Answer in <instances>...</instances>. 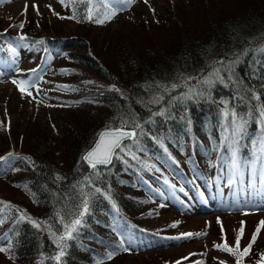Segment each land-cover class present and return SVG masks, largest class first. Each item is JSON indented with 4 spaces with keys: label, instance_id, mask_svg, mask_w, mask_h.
Wrapping results in <instances>:
<instances>
[{
    "label": "trees",
    "instance_id": "obj_1",
    "mask_svg": "<svg viewBox=\"0 0 264 264\" xmlns=\"http://www.w3.org/2000/svg\"><path fill=\"white\" fill-rule=\"evenodd\" d=\"M171 5L168 12L164 9L163 16L161 12L156 17L149 13L146 18L149 25L158 20L169 23L166 26L170 29L168 35L156 40L123 36L117 41L115 37L114 51L111 50L113 39L102 43V50H98L87 32L79 35L61 30L50 36L39 29L36 33L20 35L16 30L17 22L0 20V42L20 41V36H25L47 57L50 54L60 60L69 57L72 65L68 69L74 80L71 84L90 107L81 110L83 116L77 123L64 120L60 125L65 129H60L57 138L45 127L29 135L24 133L25 139L20 146L15 144L14 150L10 149L9 141L0 146V157L5 158L0 160V178L21 161V173L13 185L0 190V201L13 206L6 208L0 204L6 218L0 226V235L8 233L11 238L13 250L9 254L12 257L24 264H41V260L44 264H52L47 257L53 255L56 248L48 229L54 231L59 226L60 216L71 218L68 214L75 211L74 206L79 203L81 187L85 192L92 191L84 178L92 177L93 170L82 157L102 131L119 127L122 119L149 120L151 112L166 107L171 96L186 90L187 77L194 78L190 82L194 85L213 66L220 67L217 61L233 60L244 49L254 50L264 45V0H201L198 5L189 6L188 12L180 11L178 4L176 10ZM83 10L81 6L78 12ZM77 19L87 27L100 25L82 20L79 15ZM252 58V51L246 57L241 56L235 78L264 93L261 81L252 76ZM77 62L81 68L75 67ZM222 74L225 83H217L210 97L184 105L177 103L171 109L173 118L155 117L154 125H144L146 130L151 129L153 136L165 137L163 143L167 153L156 140L146 137L141 141L145 150L136 153L138 160L125 156L123 160L114 158L107 168L100 166L98 170L104 175L97 180L96 186L110 187L116 208L106 199H94L92 215L86 218L87 224L81 229L79 239L70 242L66 264H94L106 258L109 251L131 250L134 246H142L144 240L150 245L166 244L168 247L178 242L156 236L154 228L142 218L144 205L157 198L160 192L166 193L162 191L164 185L177 188L178 194L180 188L185 191L186 185L178 181L185 182L188 163L194 167L198 164V168L206 172L205 158L218 159V155L224 153V149L219 153L213 150L222 135L219 127L222 101H228L230 107L235 105L238 110L245 109L235 99L239 94L237 86L227 79L226 73ZM172 84L184 87L172 90L169 95L161 86L171 89ZM160 95L164 96L160 104L149 103ZM249 132H254V127L249 128ZM12 133L14 135V131ZM18 213L46 223H42L41 229L28 222L16 224L13 218ZM122 241L123 246L127 242L125 248L119 246ZM0 246H7V242ZM197 250L201 252L200 248ZM252 252L248 260L255 264L259 253H264V238Z\"/></svg>",
    "mask_w": 264,
    "mask_h": 264
},
{
    "label": "rangeland",
    "instance_id": "obj_2",
    "mask_svg": "<svg viewBox=\"0 0 264 264\" xmlns=\"http://www.w3.org/2000/svg\"><path fill=\"white\" fill-rule=\"evenodd\" d=\"M199 1L201 0H147V3H145V0H135L127 7L113 5L117 9H122L117 11L114 18L104 24L87 27L77 22V20L61 19L60 17L71 16L73 12L71 7L61 5L59 0H11V2L0 3V20L17 22L16 30L20 35H24L22 33H36L39 29L44 31L43 34L50 36H54L55 32L61 30L79 35L87 32L96 43L98 50H102V43L113 39L111 50L114 51L113 42L116 39L115 37H117V41L123 36H128L130 39L156 40L170 33V29L166 27L169 23L164 20L162 22L159 20L154 21L152 25L147 24L146 18L149 13L150 16L156 17L161 12L163 16L164 9L168 12L171 4V8L175 10L177 9L175 6L178 4L180 11L188 12L189 6H196ZM25 4L28 5L26 13L24 12ZM32 5L38 6L39 14ZM49 5L51 8L48 7ZM53 12L58 15H54ZM21 23L24 24L22 29L19 28ZM67 47L72 46L68 45ZM16 53L19 56L16 66H6L4 74L0 76V146L6 145L9 141L11 150L15 149V144H19L18 146L22 144V140L25 139L23 137L24 133L29 135L41 131L45 127H49V133L53 131V135L57 138L61 132L60 129H65V126L63 128L60 125L63 124L64 120H73L77 123L80 120L79 118L83 116L81 110L90 108L88 107L89 104L74 91V86L71 84L74 80L70 75L71 70L68 69L69 65H72L71 61L68 60L69 57L61 60L53 57L49 60L47 69L44 70V66H40L38 63V51L36 49L24 45ZM74 65L81 68V64L78 62ZM32 69H37L42 79L37 81L39 92L36 88H30L29 90L32 91L33 95L29 97L22 95L17 86L12 83V80H34ZM12 131H14V135ZM48 137L49 139L52 138L50 135ZM54 145L56 146V144ZM205 165L210 169L209 176L212 179L214 178L211 185L203 187L205 199L210 206L209 213L196 209L200 205L195 198H192L194 201L192 202L193 208L196 211L194 213L192 210L189 211L188 206L177 197L166 196L161 197V200L147 202V205H144L145 215L142 218L149 227L169 235L192 232L194 234L206 232L207 235L193 236L184 241L173 242L171 246L168 247L167 245L165 248L163 247L165 245H159L157 248L151 247L146 251L141 249H132L127 252L120 250V253L114 251L113 258L103 257L94 264H97L98 261L102 264H168L169 261L190 254L198 248L202 253L199 256L202 257H199L197 261H200L201 264H221V262L236 264L233 256L217 250L213 245L223 243L224 236H226L229 245L234 246L235 237L241 227V221H243L245 233L241 240V249L245 247L257 227V220H264V214L261 212L264 211V206L258 208L253 206L257 201L264 202V196L256 193L249 195L241 190L230 189L227 186V170L220 174L222 184L220 187L221 193H219L215 182L216 169L208 158H205ZM20 167L21 161L16 162L2 175L0 190L5 189L9 184L13 185L14 179L21 173L19 171ZM193 173L195 175L194 180L200 185L202 183L201 176L195 170H193ZM245 182L247 183V177ZM239 194L244 195L243 207H239L237 202V195ZM20 195L18 193V196ZM175 201L177 204L174 203ZM161 205L164 206L161 207ZM177 205H181L183 211L178 209ZM257 209L260 211H257ZM256 212H259V214H255ZM218 219L220 223H218ZM176 222H179L177 226L172 227L171 225ZM221 224L224 229L223 234ZM263 238L264 228L261 230L256 244H259ZM123 247H126V245ZM10 256L9 253H0V264H24L21 260L14 257L10 258ZM195 256H191L188 260ZM249 258L244 260V264H251ZM196 262L194 258L191 264H196Z\"/></svg>",
    "mask_w": 264,
    "mask_h": 264
},
{
    "label": "snow or ice",
    "instance_id": "obj_3",
    "mask_svg": "<svg viewBox=\"0 0 264 264\" xmlns=\"http://www.w3.org/2000/svg\"><path fill=\"white\" fill-rule=\"evenodd\" d=\"M11 2V0H0V3ZM135 0H59V3L65 7H72L73 13L69 17H60L61 19L78 20V15L82 20L94 22L96 24H104L109 22L115 17L118 10L113 5H121L127 7L134 3ZM147 3V0H145ZM83 7V12H78L80 7ZM39 14V8L37 5H32ZM51 8V6H48ZM28 5L25 4L24 12L26 13ZM54 15H58L53 12ZM24 24L21 23L19 28H23ZM21 41L26 37L20 36ZM38 43H43L39 41ZM10 52L15 55L16 48L9 46ZM3 51V49H0ZM253 52L252 58V76L255 79L261 81V87H264V45L256 47L254 50L244 49L242 53L236 56L235 59L224 61L223 59L216 63L220 67L213 66L212 70L205 75L202 79H197L196 84L192 85L190 82L193 77H187L185 79V85L187 88L179 95L171 96L170 101L166 107H161L158 111L151 112L149 120L140 122L139 120L122 119L119 127L111 130H107L100 134L98 142L95 146L89 150L82 159L93 170L92 177H85L87 185L92 189L90 192L83 191V187L78 192L79 203L76 204L75 211L69 213L67 216H60L59 226L53 231L48 229L49 236L55 245V252L53 255L47 257L52 264H66L65 257L68 255V249L72 245L70 242L76 241L80 237V231L87 224V219L92 215V205L94 199L103 198L111 202L113 208H116V201L112 198L110 187L103 189L100 186H96L97 180H100L104 173L99 171L100 166L107 168L113 164L114 158L117 160H123L125 156L130 157L132 160H138L136 155L139 151H144L142 144V138H151L156 140L160 144V147L167 153L168 149L164 146L163 140L165 137H156L152 135L151 129H145L144 125H154L156 123L155 117H162L165 119L173 118L171 109L177 106V103L184 105L188 101H199L206 99L211 95V89L215 87L217 83H225V77L222 73L227 74V79L232 81L237 86L238 95L235 97L240 102L245 110H238L235 105L229 106L228 101H222L224 107L220 110V129L222 135L220 137L219 144H216L214 149L218 153L221 149H224V153L218 155V160L224 164L227 168V186L232 189L240 186V190L246 194L258 193L264 195V93L258 92L256 88L244 84L235 78V68L241 63V56H248L249 52ZM35 79H13L12 83L17 86L22 95L32 97L33 93L30 88H36L39 92L37 81L42 79L37 69L31 70ZM63 71V70H62ZM0 75H3L0 72ZM67 87V86H65ZM165 92L171 94L172 90L178 87H184V85L172 84L171 89L166 86H161ZM119 91V89H115ZM164 100V96H155L149 103L160 104ZM181 119H184L182 116ZM187 123L191 125V120ZM254 127V132H249V128ZM190 130V128H189ZM5 159L0 157V160ZM28 159V158H26ZM127 163V161H125ZM223 171V169H222ZM94 177V178H93ZM247 177V183L245 182ZM168 181H165L167 184ZM26 187V186H25ZM174 187V186H173ZM181 192H184L183 188H180ZM0 204L6 208H12L10 204L0 201ZM164 205H161L163 207ZM18 211V210H17ZM247 214V213H246ZM59 212L57 216H59ZM14 223L28 222L36 229H41L42 223L32 219L25 213H18L13 218ZM6 222L4 208H0V226ZM179 222L171 225L176 227ZM218 223H220L218 219ZM264 228V220L258 222L249 243L241 249V240L245 233V224L241 221V227L235 237L234 246H230L227 242L226 236H224V242L221 244H214L213 247L217 250L230 254L235 258L236 264H244V260L253 255V246L256 244L261 229ZM15 231V229H13ZM222 234L224 233L223 225L221 224ZM207 235L206 232L202 233H181L178 236L171 237V239L180 240L185 238H191L193 236ZM7 242V246H0V253H11L13 250V243L8 233L0 235V244ZM119 246H123V241ZM128 251V248L124 249ZM115 255L114 251H109L107 256L109 259ZM12 258V256H10ZM41 264L44 261L41 260ZM97 264H102L98 261ZM176 264H181V261H177ZM196 264H201L197 261ZM224 264V262H221ZM255 264H264V253H260Z\"/></svg>",
    "mask_w": 264,
    "mask_h": 264
},
{
    "label": "bare ground",
    "instance_id": "obj_4",
    "mask_svg": "<svg viewBox=\"0 0 264 264\" xmlns=\"http://www.w3.org/2000/svg\"><path fill=\"white\" fill-rule=\"evenodd\" d=\"M17 56H18V53H15V55H13L12 53L8 54L9 58H15ZM196 165H197V167H199L198 164H196Z\"/></svg>",
    "mask_w": 264,
    "mask_h": 264
},
{
    "label": "water",
    "instance_id": "obj_5",
    "mask_svg": "<svg viewBox=\"0 0 264 264\" xmlns=\"http://www.w3.org/2000/svg\"><path fill=\"white\" fill-rule=\"evenodd\" d=\"M105 131H107V130H105ZM105 131H103V132H105ZM99 137H100V135H99ZM99 137H98V139H97L96 143L98 142V140H99ZM96 143H95V144H96ZM95 144H94V146H95ZM94 146H93V147H94ZM93 147H92V148H93ZM92 148H91V149H92ZM91 149H90V150H91Z\"/></svg>",
    "mask_w": 264,
    "mask_h": 264
}]
</instances>
